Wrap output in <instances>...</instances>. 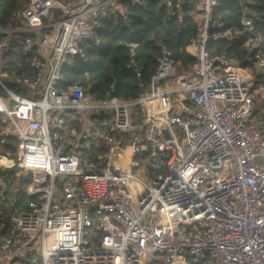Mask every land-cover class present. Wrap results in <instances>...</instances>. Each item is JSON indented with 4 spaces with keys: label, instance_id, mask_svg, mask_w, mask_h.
Returning <instances> with one entry per match:
<instances>
[{
    "label": "built area",
    "instance_id": "1",
    "mask_svg": "<svg viewBox=\"0 0 264 264\" xmlns=\"http://www.w3.org/2000/svg\"><path fill=\"white\" fill-rule=\"evenodd\" d=\"M119 1L30 0L19 26L0 28V54L2 39L25 35L33 73L0 70V150L14 136L18 173L30 175L28 211L11 215L0 264H264V117L253 76L207 50L216 0L196 5L192 72L176 75L161 45L136 99L60 87L62 66L84 58L100 19L126 11ZM183 1L160 0L169 17ZM14 165L0 152V170Z\"/></svg>",
    "mask_w": 264,
    "mask_h": 264
},
{
    "label": "trees",
    "instance_id": "2",
    "mask_svg": "<svg viewBox=\"0 0 264 264\" xmlns=\"http://www.w3.org/2000/svg\"><path fill=\"white\" fill-rule=\"evenodd\" d=\"M30 0H0V28L19 26L16 15L25 9ZM76 4L79 0H58ZM120 0L126 9L110 17L100 19L95 28L93 39L82 44L84 58H69L62 66L63 81L60 87L79 85L88 89L94 100L104 99L108 92L119 100H133L148 89L160 56V46L167 47L171 53L175 74L192 72L195 59L186 51L189 43L196 37L198 22L196 5L199 0H184L180 11L169 17L167 8L160 0ZM57 19L58 13L54 14ZM243 18L251 19L253 28L247 30L241 26ZM207 50L211 54L225 53L242 69L247 70L254 79L253 100L255 107L264 117V69L258 68L259 61L264 62V0H216L213 9ZM25 35L13 34L4 38L6 48L0 54V70L9 74L32 77L29 67V55H22ZM13 91L14 84H7ZM110 86H113L110 89ZM99 124L102 117L93 116ZM5 127L1 124L0 133ZM6 144L0 152L8 157L15 153L16 140L10 134L5 135ZM104 151L96 143V152ZM145 166L142 157H135ZM30 182V175H21L0 170V237L10 229V217L13 214L27 212L28 196L22 193V187Z\"/></svg>",
    "mask_w": 264,
    "mask_h": 264
},
{
    "label": "water",
    "instance_id": "3",
    "mask_svg": "<svg viewBox=\"0 0 264 264\" xmlns=\"http://www.w3.org/2000/svg\"><path fill=\"white\" fill-rule=\"evenodd\" d=\"M10 158L15 161V165L12 166V167H6L3 170L7 171V172L18 174L19 170H18V167H17V155L15 153H13L12 155H10Z\"/></svg>",
    "mask_w": 264,
    "mask_h": 264
}]
</instances>
